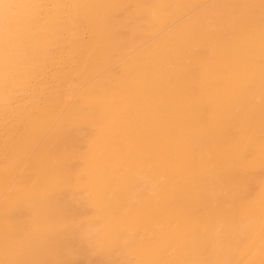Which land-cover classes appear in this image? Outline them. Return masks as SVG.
I'll use <instances>...</instances> for the list:
<instances>
[{"label":"bare ground","instance_id":"6f19581e","mask_svg":"<svg viewBox=\"0 0 264 264\" xmlns=\"http://www.w3.org/2000/svg\"><path fill=\"white\" fill-rule=\"evenodd\" d=\"M10 4L0 264H264V0Z\"/></svg>","mask_w":264,"mask_h":264},{"label":"rangeland","instance_id":"374dc122","mask_svg":"<svg viewBox=\"0 0 264 264\" xmlns=\"http://www.w3.org/2000/svg\"><path fill=\"white\" fill-rule=\"evenodd\" d=\"M83 71L78 72L75 76L76 79L74 78L75 83H76L77 93H82L83 90L85 89L86 84H87V79H88L89 73L85 70H83ZM80 264H82V263H80Z\"/></svg>","mask_w":264,"mask_h":264},{"label":"snow or ice","instance_id":"6c2138e0","mask_svg":"<svg viewBox=\"0 0 264 264\" xmlns=\"http://www.w3.org/2000/svg\"><path fill=\"white\" fill-rule=\"evenodd\" d=\"M11 7L10 0H0V12L6 11Z\"/></svg>","mask_w":264,"mask_h":264}]
</instances>
